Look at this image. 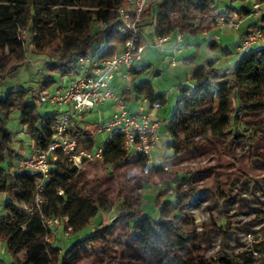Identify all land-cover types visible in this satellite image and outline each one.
I'll return each instance as SVG.
<instances>
[{"label": "rangeland", "instance_id": "374dc122", "mask_svg": "<svg viewBox=\"0 0 264 264\" xmlns=\"http://www.w3.org/2000/svg\"><path fill=\"white\" fill-rule=\"evenodd\" d=\"M227 4V0L218 1L216 7L222 10ZM142 32L145 47L140 58L146 65L151 64V68L136 80H149L154 91L166 98V103L153 111L161 122L159 137L150 162L131 152L118 165L106 167L103 162L93 160L85 162L79 170L83 196L90 193L104 202V208L87 231L91 234L99 223L109 227L84 241L72 264H196L200 261L217 264L221 256H228L233 264H264V108L241 112L235 125L218 116L214 96L198 104L194 118L183 107L175 132L184 147L176 153L163 126L176 108L178 86L189 84L186 77L193 65L212 54L217 58V68H230L240 54L237 47L240 32L223 26L205 36L182 33V45L188 44L183 50L194 56V62L179 64L178 68L170 66L173 56L154 47L153 26L144 25ZM209 40L228 47L234 56L226 59L221 49L208 46ZM260 46L264 45L257 47ZM28 56L27 67L19 68L7 80H0V96L11 87L36 86L45 78L55 81L52 87L69 83V77L48 74L43 69L42 57ZM33 94L44 116L62 112L66 107L43 105L38 99L39 92ZM139 103L131 97L125 102L126 109L135 113ZM99 112L101 123L105 124L112 115L110 107L99 108ZM98 120L97 112H93L92 121ZM7 128L13 148L27 153L30 141L18 123V111L11 114ZM228 129L239 135L226 134ZM105 139L106 135L96 134L95 149L102 147ZM190 188L191 195L185 202L175 201ZM3 199L0 186V208ZM161 209L162 220H171L186 239L171 222L158 233L153 231L150 221L158 217ZM128 211L133 212L129 218L120 217V212ZM6 216L1 211L0 217ZM53 230L51 242L58 250L75 240L62 226ZM7 262L5 245L0 242V264Z\"/></svg>", "mask_w": 264, "mask_h": 264}, {"label": "trees", "instance_id": "16d2710c", "mask_svg": "<svg viewBox=\"0 0 264 264\" xmlns=\"http://www.w3.org/2000/svg\"><path fill=\"white\" fill-rule=\"evenodd\" d=\"M126 0H0V80H7L19 68L27 67L28 55L42 57L43 69L60 77L76 76L79 71L78 58L97 56L105 58L117 51L129 39V33L117 30L118 10L125 7ZM222 0H159L154 1L143 15L139 24L140 43L145 44L142 27L151 24L154 36L161 38L175 30L181 33L211 32L217 28V20L237 15L241 19L251 14L249 0H227L228 4L218 10L216 3ZM258 1L264 11V0ZM150 17V22L144 20ZM257 27L264 30V13L250 24L243 37ZM208 46L217 48L214 41ZM193 55L187 57L192 60ZM141 61V59H140ZM140 61L129 69L131 80H136L151 65ZM142 66L139 69V66ZM159 73L158 71L156 72ZM188 85H179L176 108L163 125L169 134L174 153L184 147L175 129L182 116V109L188 110L194 118L199 103L211 96L216 99L219 117H226L238 124L241 112H254L264 108V46L243 52L230 68H217L214 61L198 65L189 77ZM55 81L45 78L23 88L11 87L0 96V186L4 192L0 217V242L8 255L6 264H72L76 251L89 237L104 233L109 227L99 223L89 234V226L104 208L100 196L82 194L78 181L79 170L61 152L51 163L47 179L41 192H37L38 174L17 167L20 155L12 146L7 122L14 111H18V123L22 132L36 148L44 150L53 134L54 120L59 112L42 115L36 104L34 91H43ZM130 91L124 94L130 96ZM136 96L150 102L166 103L163 94L156 93L149 80L134 84ZM201 122V120H199ZM97 133L95 122H85L83 127L71 130L79 146L92 151ZM226 134L237 137L228 129ZM130 154L123 147L120 134L112 132L102 146L103 164L115 166ZM62 194H58V191ZM192 188L176 198L185 202ZM41 200L37 202L36 198ZM40 206L37 208V206ZM133 212H120V217L129 218ZM163 210L150 223L157 232L171 220H162ZM56 217L61 226L75 237L62 251L54 248L51 239L53 229L46 226V218ZM176 219L177 216L174 215ZM176 223V222H175ZM173 227L179 230L174 223ZM70 228L67 230V228ZM87 231V232H85ZM180 231V230H179ZM181 236H184L180 231ZM163 242V240L161 241ZM196 264H213L200 261ZM217 264H233L228 256L218 258Z\"/></svg>", "mask_w": 264, "mask_h": 264}, {"label": "built area", "instance_id": "2783aa9c", "mask_svg": "<svg viewBox=\"0 0 264 264\" xmlns=\"http://www.w3.org/2000/svg\"><path fill=\"white\" fill-rule=\"evenodd\" d=\"M152 0H126V5L118 10L117 30L121 33H129V39L110 56L100 58L97 56H84L78 58V74L65 86H54L40 91L39 102L48 106L65 105L66 110L59 112L54 120L53 134L46 149L34 147L28 157L21 158L17 167L20 170H29L38 174L37 192L42 191L43 182L47 179L51 163L56 159V153L65 154L68 160L78 169L84 167L87 161L98 160L103 162L102 148L95 153L78 145L77 140L71 135V130L78 126L80 121L90 119L93 112H97L99 120L96 123L97 133L107 136L112 132L121 135L123 147L128 154H138L151 160V151L159 137L160 120L156 119L153 111L162 107L158 101L150 102L145 97H138L140 103L135 113L126 109L125 100L115 94L111 87V81L123 77L128 84L131 80L129 69L140 61L144 45L140 43L139 24L143 15L148 10ZM250 8L251 14L258 19L262 11L258 1H254ZM217 26H228L238 29L241 18L234 15L230 19L221 17L216 22ZM176 43L182 41V33L175 30ZM167 40V36L157 39L156 45ZM258 45H264V30L257 27L254 31L243 37L237 46L238 51L243 53ZM180 64L178 60H171L170 65L175 67ZM139 69L142 68L140 65ZM124 73H122V71ZM128 87H126L127 89ZM112 102L113 113L105 124L101 123L99 107L106 102ZM105 139V141H106ZM62 194V191H58ZM37 202L41 200L37 197ZM40 206L38 205L37 208ZM46 226L51 229L61 227L60 220L56 217H48ZM70 228L68 227L67 230Z\"/></svg>", "mask_w": 264, "mask_h": 264}, {"label": "crops", "instance_id": "0c3cea01", "mask_svg": "<svg viewBox=\"0 0 264 264\" xmlns=\"http://www.w3.org/2000/svg\"><path fill=\"white\" fill-rule=\"evenodd\" d=\"M154 1H159V0H152V1L150 2L149 7L151 6V4H152ZM249 1H250V0H249ZM249 1H248V3H249ZM253 2H254V1H253ZM149 7H148V9H149ZM256 20H257V18H256V16H255L254 14H249L248 16L243 17V18L241 19V24H240V27H239L238 29H232L233 31H238V32H240V34H239V35H240V42H241V40L243 39V36H242L243 33H244L246 30H248L250 24L255 23ZM150 21H151V20H150V17H149V18H146V19L144 20L145 23H149ZM218 28H220V27L217 26V28H215V29L212 30L211 32L215 31V30L218 29ZM207 33H210V32H203V33H201V36H205ZM173 35H174V37H173ZM155 38H156V37H155ZM157 39H158V38H156V41H155L154 47H155V48H158V49H161V50H162L163 52H165L166 54H170L171 56H173V59L180 61V64H183V65H184L185 63H192V62H194L193 59H192V60H187V57H189V56H191V55H187L188 53H187V52H184V50H183L184 46L188 47V44L185 43L184 45H182L181 42L177 44V43H176V40H175V33H174V32L171 33L170 35H168V36H167V40H166L165 42L161 43L160 45H156ZM210 41H214V42H216V44H217V48L213 47L212 49H214V50L221 49V50L223 51V53H224L226 59L232 58V56H234V55L231 53V51L228 49V47H226V46H224V47L219 46L218 42L215 41V40H209V42H210ZM143 45L145 46V44H143ZM237 46H238V45H237ZM210 48H211V47H210ZM119 49H121V47H120ZM119 49H118V50H119ZM143 51H144V50H143ZM241 54H242V53H240V54L237 55L236 60L240 57ZM167 58H168V57L166 56V60H167ZM210 60L214 61L215 64H216V62H217V58H213V57H212V54H207V55H205V57L202 59V61H201L200 63H198V64H196V65H195V64L193 65V67H192V69H191V72H190L189 75H187L186 79H187V80L189 79V77H190L192 71L194 70V68H195L196 66L201 65V64H203L204 62H206V61H210ZM140 63H141V64H145V63L142 61V59H141ZM148 65H151V64H148ZM170 66H171V65H170ZM171 67H172V68H178V65L175 66V67H173V66H171ZM226 68H227V67H226ZM124 71H125V70H123L122 73H124ZM139 81H142V80H130V81H129V84H128V82H127V80H125V78H123V77H119V78H115V79H113V80L111 81V87L113 88V91L115 92V94L120 95V96H122V97L124 98L125 102H126L127 100L131 99V97H133L134 100H137V99H138V96H136V95H135L134 93H132V92H133L134 84H136V83L139 82ZM126 87H128V88L126 89ZM117 89H118V91H116ZM126 90H129V91L131 92V93H130V96H127L126 94H124V92H125ZM139 97H141V96H139ZM104 106H109L111 112L113 113L112 102H110V101H109V102H106L104 105L100 106L99 108H102V107H104ZM66 109H67V107H65L64 110H66ZM57 112H58V111H57ZM128 112H129V111H128ZM85 122H93V121H92V117H91L90 119H86V120L80 121V122L78 123V126L83 127V126L85 125ZM96 134H98V133H96ZM24 135H25L26 138L30 141V145H29V150H28L27 153H25L22 149H21V150H18V152L16 151V153H17L18 155H20L21 158H24V157H28V156H30L31 153H32V151H33V149H34V147H35V145L33 146V142L28 138V136H27L25 133H24ZM32 146H33V147H32ZM100 148H102V147H97V148L95 149V142H94V146H93V149H92L91 152H92V153H95V152H96L98 149H100ZM106 167H112V166H106Z\"/></svg>", "mask_w": 264, "mask_h": 264}]
</instances>
